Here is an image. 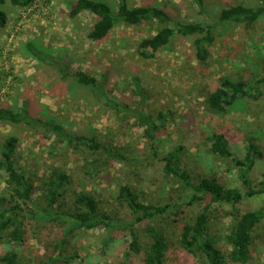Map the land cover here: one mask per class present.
Masks as SVG:
<instances>
[{"label": "rangeland", "instance_id": "1", "mask_svg": "<svg viewBox=\"0 0 264 264\" xmlns=\"http://www.w3.org/2000/svg\"><path fill=\"white\" fill-rule=\"evenodd\" d=\"M75 1L32 0L26 8L9 2L0 5L8 16L6 26L0 28V107L23 108L27 103L32 115L54 120L67 134L93 137L124 159L104 163L99 154L72 147L62 136L25 123H0V152L6 138L18 137L16 160L35 184L34 199L42 179L59 169L69 177V197L90 194L100 211L114 221L127 218L116 201L121 185H128L145 204L171 203L170 194L179 192L168 185L163 164L152 158L143 117L152 118L160 128L155 134L160 155L178 150L183 170L216 178L226 188L241 192L244 185L237 168L212 155L207 139L214 132L223 135L241 160L253 145L261 156L249 176L254 186L264 183V16L247 28L218 23L221 9L256 7L261 0H200L201 4L198 0H125L129 7L162 9L172 19L167 25L172 30L175 24L214 26V41L203 64L194 56L195 37H183L176 30L170 44L153 59L141 57L138 44L165 27L155 20L137 27L118 24L106 39L93 42L89 32L95 17L84 11L71 18ZM99 1L116 12L122 0ZM31 41L42 48L41 59L25 50ZM80 72L92 85L78 84L74 75ZM222 77L243 81L252 95L218 114L207 107L206 98L220 86ZM4 179L2 171L0 195L5 193ZM176 202L181 206L178 214L167 213L154 222L168 239L165 264H198V258L179 244L181 228L192 221L195 208ZM260 209H264L263 196L246 199L240 206L242 212ZM229 211L228 206L217 205L209 221V234L224 252L229 250L225 241L232 224ZM263 226L253 233V264H264ZM29 227L25 243L3 241L0 256L15 252L22 264H141L142 258L128 251L129 237L116 228L68 234L58 226L45 230L34 221ZM137 229L144 244V226ZM62 240L64 245L55 252Z\"/></svg>", "mask_w": 264, "mask_h": 264}, {"label": "trees", "instance_id": "2", "mask_svg": "<svg viewBox=\"0 0 264 264\" xmlns=\"http://www.w3.org/2000/svg\"><path fill=\"white\" fill-rule=\"evenodd\" d=\"M7 2L15 7L26 8L31 5L32 0H0V5ZM201 3L200 1L199 4ZM84 11H89L95 17L89 38L97 43L106 39L118 24L137 27L145 21L155 20L160 25H165L155 35L143 39L138 44L137 51L144 59H153L158 52L165 49L170 44L175 30L183 37H195L194 56L202 64L208 60L209 49L214 41V26L175 24L172 30L167 26L172 24L171 17L157 7L134 8L129 7V4L122 0L118 4L117 11L113 12L106 2L76 0L69 15L74 18ZM262 16H264V0H261L260 5L256 7L235 5L223 8L219 13L218 23L222 26L235 25L247 28L257 23ZM7 19V14L0 10V28L6 26ZM25 50L36 59L42 57L43 51L37 41L28 42ZM74 77L78 84L92 85V81L81 72L76 73ZM1 80L0 72V82ZM220 83V86L206 98L207 107L218 114L227 113L238 102L252 95L243 81L237 82L222 77ZM29 107L27 103L23 108L0 107V123L13 125L25 123L35 126L38 130L62 136L67 144L74 145L72 147L80 146L91 153L99 154L105 160L104 163L124 159L117 154L115 148L110 149L93 137L67 134L54 120L32 115ZM121 107L126 108V106ZM142 127L149 141L152 158H157L163 164L164 178L171 188L177 189L179 194H170L169 197L172 198L171 203L168 204H145L128 185H121L117 191L116 201L127 218H119L118 221H114L109 214L100 211L97 201L86 192L73 193L69 197V177L59 169H52L42 179L37 189V199H34L35 184L22 172L16 160L19 139L15 135L6 138L0 152V172L5 173L6 185L5 193L0 195V244L3 241L17 245L25 243L32 221L38 222L45 230H53L58 226L61 232L68 234L73 230L91 231L104 228L112 231L116 228L129 237L128 251L140 256L141 264H165L168 239L165 232L154 222L167 213L178 214L177 211L181 208L176 202L178 199L183 201L182 206L195 208L192 221L181 228L179 244L185 252L198 258V264H253L251 243L253 233L264 223V209L242 212L240 206L246 199L264 197V183L254 186L249 176L256 159L261 156L258 150L253 145H249L245 158L241 160L231 152L228 141L223 135L214 132L207 139L212 155L232 162L237 168L239 178L244 185V192H241L236 188H226L216 178L195 176L193 172L183 170L180 166L178 150L164 156L160 155L155 139V134L160 128L152 123L150 117L142 118ZM168 195L167 193V197ZM217 205L230 208L229 216L232 217V224L229 233L225 235L228 252L222 251L216 239L209 234L210 217ZM137 226H144L143 232L146 236L144 244L137 234ZM64 243L65 240L58 243L54 248L55 252L60 250ZM0 264L22 263L15 252H9L0 256Z\"/></svg>", "mask_w": 264, "mask_h": 264}]
</instances>
